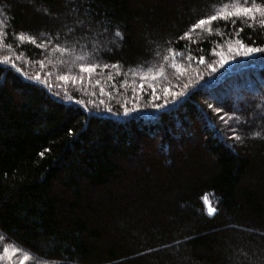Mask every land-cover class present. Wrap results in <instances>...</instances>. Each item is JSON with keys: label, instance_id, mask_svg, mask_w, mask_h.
Wrapping results in <instances>:
<instances>
[{"label": "trees", "instance_id": "16d2710c", "mask_svg": "<svg viewBox=\"0 0 264 264\" xmlns=\"http://www.w3.org/2000/svg\"><path fill=\"white\" fill-rule=\"evenodd\" d=\"M234 2L264 5L0 0V61L16 66L0 63V234L53 264H264V52L214 75L249 93L231 127L242 142L207 107L224 101L208 72L175 106L125 104L134 74L166 57L198 67L223 45L264 49L261 18L191 37Z\"/></svg>", "mask_w": 264, "mask_h": 264}, {"label": "rangeland", "instance_id": "374dc122", "mask_svg": "<svg viewBox=\"0 0 264 264\" xmlns=\"http://www.w3.org/2000/svg\"><path fill=\"white\" fill-rule=\"evenodd\" d=\"M244 4L245 2L244 3L234 2L232 4L225 5L218 11V13L235 10L236 8L241 7ZM256 17L263 18L260 16L259 13L256 14ZM211 32H212V22H210L207 25H203L200 26L199 28H196L194 32L191 34V37H201L202 35L210 34ZM3 43L4 41L0 40V50L2 52L6 50V47ZM252 54L246 55L244 53V45H242L241 43H234L226 46L223 45L221 46V48L219 47L218 51L215 54H213L211 59H209L208 61H204L202 65L198 67H193L192 65L184 66L183 62L187 60L186 56L179 55L178 57V55H172L171 57H166L163 59L159 67L152 68L149 70H142L134 74V81L129 83L130 86L131 83L133 85V91H132L133 96L132 98H128L125 101V104L129 106V104H131L133 99H138V98L139 101L143 99L147 102V104L148 103L152 104L149 107H152L154 104L160 105V107H155L156 109L162 108L161 106L164 105L163 101L165 100L167 101L170 100L171 102L169 103H171V105L176 101L178 103L181 101L182 98L186 97L188 93H190V90L192 91L193 88L191 87H195L197 83H201L202 81L201 78L203 77V73L208 72L209 76L212 79L210 81H212V84L215 83L214 84L215 86L213 87L216 90V91L214 90L215 95L218 97L221 96L222 97L221 99L224 100L218 103V107L212 105L213 106L211 109L212 114L215 117H217V119L219 120L218 122H220L223 129H229V126L233 127L237 125V117L239 115V112L242 110L241 106L243 107L244 105L248 104L247 100L249 93L248 91L240 92L239 88L235 86L237 85L236 84L237 78L227 79L228 77H224L219 81L220 83L219 82L217 83L216 81L218 78L217 77L214 78V75H216L221 69L225 71L224 73L226 72L228 73L231 70L230 68H237L236 67L237 64L242 63V62H237V60H241L243 58L245 59L248 56H251ZM222 61L224 62L222 63ZM200 71L202 73H200ZM195 76H198V78L195 79ZM234 77L237 76L234 75ZM184 78H186V80L188 81H183ZM191 79H195V80L190 83ZM185 85H187L188 87L187 88L184 87ZM177 92L181 93L182 95L181 96L172 95L173 93H177ZM142 93L145 96L144 95L141 96ZM139 101H136V104L134 103V106L136 108L138 107L146 108L145 106L144 107L139 106L140 105ZM229 102L234 104V108H232L233 112L226 111L225 106ZM175 104L173 105L175 106ZM217 108H219L220 112L223 115V121L216 114L215 110ZM135 110H129L127 114L124 113L123 115L133 114ZM205 204L208 209L215 208V202L211 197L205 198ZM4 248L9 249V254L11 255V261L4 258L5 257V254L3 252ZM24 257H27L28 259L24 260ZM0 264H53V263L46 262L34 257L27 250L9 242L4 236L0 234Z\"/></svg>", "mask_w": 264, "mask_h": 264}, {"label": "snow or ice", "instance_id": "6c2138e0", "mask_svg": "<svg viewBox=\"0 0 264 264\" xmlns=\"http://www.w3.org/2000/svg\"><path fill=\"white\" fill-rule=\"evenodd\" d=\"M257 13H259L261 17H264V5L257 6L255 3L249 5L246 2L243 6L238 7L235 10L225 11V12L218 13L217 15H212V16H208L207 18L199 19L197 23L192 25V27L193 28H199L200 26L207 25L210 22L217 21L218 19H223V20H226V21L230 20L233 25H235L236 19H240L242 23H243L244 20L255 22L256 19H257V17H256ZM259 24L264 26V18H261L259 20ZM241 31H243V28L238 29L237 30V34L239 32H241ZM115 35L116 36H121V33L116 32ZM185 35H187V33ZM2 38H4V33L0 32V39H2ZM20 38L23 39V37H20ZM56 39H59V37L57 36ZM241 44H243V41H241ZM260 52H264V49H262L260 47H257V46H253L251 43L244 46V53L246 55H250L252 53H260ZM223 62L224 61H222V63ZM0 63L8 64L12 69L16 68L15 63H14L13 59L10 56H5L3 58V61H0ZM94 67L95 66H93V65H90V66H87V67L82 66V71L91 73L93 71ZM104 67L108 68V65L105 64ZM16 71H19V70L16 69ZM213 71H214V69H213ZM33 79H34L35 82H39L41 78H40V75L37 74ZM60 80L61 81H69L70 78L65 75V76H61ZM97 83H99V81H97ZM184 87L187 88L188 86L185 85ZM45 91H48V89H45ZM50 94L55 95L54 93H50ZM172 95L181 96L182 94L177 92V93H173ZM189 95H195V90L190 92ZM75 103L78 104V105H84V101L83 100L76 101ZM101 103H102V101H101ZM217 103H219V101H217ZM165 105H167V100H165ZM154 107H160V105H154ZM207 107L209 109H212L213 106H212V104H208ZM215 111H216L217 116L223 121V115L220 112L219 108H217ZM124 112H125V114H127L129 112V109L125 108ZM229 130L233 132V135L231 137H229L230 139L242 142L241 137L239 135L235 134V130L233 128H231V126H229ZM41 155H43V153H41ZM209 211L212 212V213H215L216 209L215 208H210ZM3 252L5 254L4 258H6L9 261H11V255L9 254V249L8 248H4ZM27 259H28L27 257H24V260H27Z\"/></svg>", "mask_w": 264, "mask_h": 264}]
</instances>
